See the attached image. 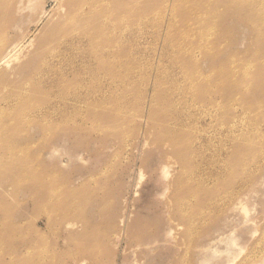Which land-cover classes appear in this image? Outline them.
<instances>
[{
    "label": "rangeland",
    "instance_id": "obj_1",
    "mask_svg": "<svg viewBox=\"0 0 264 264\" xmlns=\"http://www.w3.org/2000/svg\"><path fill=\"white\" fill-rule=\"evenodd\" d=\"M21 1L0 0L4 53L24 46L0 67V116L32 130L0 135V150L28 148L0 157V264H264V0H213L208 44L194 32L167 37L169 16L154 32L166 0H143L147 33L106 29L105 54L90 29L69 50L72 25L57 26L69 0H33L36 10ZM181 45L224 98L241 79L235 110L212 117L181 104L171 80H182V64L185 75L198 67L175 55Z\"/></svg>",
    "mask_w": 264,
    "mask_h": 264
},
{
    "label": "bare ground",
    "instance_id": "obj_2",
    "mask_svg": "<svg viewBox=\"0 0 264 264\" xmlns=\"http://www.w3.org/2000/svg\"><path fill=\"white\" fill-rule=\"evenodd\" d=\"M32 1L33 0L27 1L26 5H28L30 7V9L36 10L35 5L37 2L36 1L32 2ZM142 1L143 0H69V2H68L69 13L67 15L68 20L61 22V23H57V26L59 25V27H65V26L67 27V26L72 25L71 26L72 28L70 30H67V32L65 33V34L69 35L71 38H73L72 41L69 43V50L72 49V46L77 48L83 44L84 40L79 38V36L82 34H87L86 33L87 29L95 31L98 35L100 33L104 32V30H106V29H109V33H111V31H113V30H124L125 29L124 32H126L129 35V37H133V38H135L134 40H136V38L139 39L147 33L146 32V25L148 24V18L150 17V14H151L150 12H148V10L144 9V5H146V3L143 4ZM153 1H156V0H153ZM212 1L213 0H172V2L171 1L169 2V0H166V2H164L165 7L162 9L161 12L159 10L156 13V17L154 16L155 18H157L159 20L156 25H160V26H155V27L151 26L152 30L154 32H156L155 30H158L159 28L162 30L163 24H159V23H162L165 16L166 17L169 16L168 23H167V27L169 29L166 30L167 37L170 36L169 31H171V29H175L174 30V31H176L175 36H177L179 38V40L186 42L189 39V36H191L189 33L194 32V35L199 39L200 42H202V40H204L203 42L204 43L206 42V44H208V38L213 34V32L215 31V28H216V24H215L216 11L211 8V2ZM21 3H22V1L20 0L19 4H21ZM162 3H163V1H162ZM160 5H161V3H160ZM37 10L38 11L41 10V12H40L41 15H43L45 13V12H43L42 5ZM195 11H198L200 13V15L196 16V15H198V13L194 14ZM179 12H181L183 14L182 18L184 19L186 24L183 23L184 24L183 27H180V28L178 27V29H176L174 27V24H175L174 22L176 21V18H177L176 13H179ZM93 14H97V16L93 19H90L89 21H93V20L97 19V17L99 16V22L97 23V25H90L88 20H86L84 22L74 21L75 26H73V24L69 22L72 19L76 20L78 17L93 15ZM137 19H138V22H135ZM153 21H154V19H153ZM191 23H192L193 27H191ZM187 27L189 29L188 32H186L184 30ZM203 27L206 28L204 31L201 29ZM62 31H63V29L57 28L52 32V35L58 34V33L60 34ZM109 35L110 34H107V37L104 36V38H103L102 35L100 34L101 39H100V43L98 46H99V51L100 52L102 51L103 54H105L106 52L109 51L108 48H106V46H109L111 44V41H109L107 39L109 37ZM87 39H88L87 43H89L90 41L93 42V36H91L90 34L87 35ZM72 42H74V43H72ZM29 43H27V44H29ZM4 46H5V39L3 41H0V49H3V51L0 52V67L3 65H6L10 61H12V58L15 57V54H17L19 50L24 48V46H20L18 44L9 50L6 49V51L4 53V50H5ZM179 47H182V49H178L177 52H174L177 57H181L182 55L183 56L184 55H190L186 46L181 45ZM118 52H120V51H118ZM118 52L115 54L116 57H118L120 55ZM128 53H130V52L128 51ZM56 55L59 56L60 53L53 51L50 54L51 62L58 63V59H56L57 58ZM127 55H129V54H127ZM72 57L73 58L70 57L71 61H75V58H76L77 61L81 62V63H78L80 67H83L81 65L86 63V60L83 58H79V57H75V56H72ZM190 57H191L192 63L198 65L197 63H194V62H196V60H194L195 57H193L191 55H190ZM70 58H69V60H70ZM89 58L95 60V55L93 54V55L89 56ZM134 58H136V57H134ZM47 64H50L47 66L52 67L51 63H47ZM182 66H183V64L181 66H179L181 69V75L183 76L182 80L181 81L180 80H171V84H174V88H176L177 92H179L181 94L182 98L179 101L181 102V104L183 106L191 107V105L193 106V104H195L196 106H198L200 113L202 112L205 115H212V117H214L213 114L214 115L218 114V113L221 114V110L223 112H228L229 111L228 109L235 110V107L237 108V106H238L237 87H240V89H241V82H242L241 79H238V80H240V82L238 81L239 84L238 83L237 84L230 83L232 85L230 87L231 91L228 94V97L224 98L223 96H221V93H222L221 84H219L215 81H214L215 83L211 82L210 80L207 81L208 78H206L203 75V73L200 71L199 65H198V67H195L194 73H191V74L186 73V75L182 71ZM176 67L178 69V66H176ZM177 69H176V71H177ZM62 73H64V72L62 71ZM77 79H79V78H77ZM77 79H75V80H77ZM142 81H143V79H142ZM144 81H146V80H144ZM157 81H158V79H157ZM180 83L183 84L182 87H180ZM154 85L158 86L156 84H154ZM26 86L28 87V83H26ZM27 89L24 88V89H22V91H27ZM157 90L159 92V87L156 89V91ZM210 92H213L215 97L214 98L211 97V100H208V103H207L208 108H203L204 107L203 105L202 106L199 105L202 102V101L199 102V99L200 100L202 98L203 99H209L210 98L209 97ZM227 98H228V100H227ZM139 99H141V98H139ZM159 100L160 99L155 98V101H159ZM223 101H224V103H223ZM160 102H162V101H159V104H160ZM163 102H164V100H163ZM197 103H199V104H197ZM226 108H228L227 109L228 111H224V109H226ZM187 110H188V108H187ZM193 112H195V111H193ZM4 114L7 115L6 112L3 113V111H2L3 117L0 116V135L5 134V131L8 130V127L9 128L12 127L11 132L14 133L16 128L13 127V123L7 122V121H9L8 119L11 117H9L7 119L6 116H4ZM226 114H224V115H226ZM190 115H191V113L189 114V116ZM207 117H209V116H207ZM224 118H225V116H224ZM15 119H17V118L15 117ZM42 120H43V116H41L39 118V120H37V123L39 122L38 123L39 126L44 124V122H42ZM27 122H29V121H24L23 118L20 117V124L21 125L19 128L17 127L18 129L16 131H18L20 128H21V130L23 129L25 133L27 132V130L31 131L32 128L30 126L32 124L27 123ZM174 125H176V124L174 123ZM18 132H20V131H18ZM224 132H227V134H228L229 128L225 129ZM5 136H7V134H5ZM170 136H171V138H170L171 144H175V143L177 144V142H178L177 139L179 136L173 137L172 134ZM182 136L183 135H181V137ZM185 136H187V134L184 135L183 139H185ZM184 142H186V141H184ZM14 147L19 152L23 153V155H26L25 150L28 149V148H26V146L25 147H21V146L19 147V145L18 146L8 145V146H5V148H3L2 150H0V157L4 156L8 159L12 157V159L14 160V158H15L14 156H16L12 152V149H14ZM238 165H239V163H238ZM4 241H5L4 238L0 239V253L1 254L5 252V250L2 249Z\"/></svg>",
    "mask_w": 264,
    "mask_h": 264
}]
</instances>
